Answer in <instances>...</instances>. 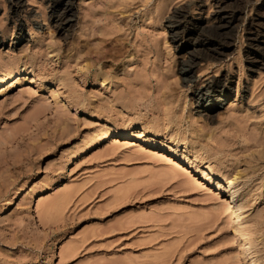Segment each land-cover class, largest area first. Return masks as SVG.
I'll return each mask as SVG.
<instances>
[{"label": "rangeland", "instance_id": "obj_1", "mask_svg": "<svg viewBox=\"0 0 264 264\" xmlns=\"http://www.w3.org/2000/svg\"><path fill=\"white\" fill-rule=\"evenodd\" d=\"M54 1L0 0V264H264V0ZM209 166L252 179L243 233Z\"/></svg>", "mask_w": 264, "mask_h": 264}, {"label": "bare ground", "instance_id": "obj_2", "mask_svg": "<svg viewBox=\"0 0 264 264\" xmlns=\"http://www.w3.org/2000/svg\"><path fill=\"white\" fill-rule=\"evenodd\" d=\"M245 1H246V3H248L251 0H245ZM57 2H61V0H57V1L53 2L54 3V8L53 9H55V6L58 5ZM65 12L66 11H63V14L61 13L59 15L56 14L55 16H53L54 20L56 22H62L64 20V17H65ZM13 17L15 19V14H14ZM172 20L173 21L170 22L169 24L174 25L177 28H179L182 25V21L183 22L186 21L185 16H184V14L182 12L176 13L172 17ZM181 28L186 29V25L184 27H181ZM191 31L192 32H191L190 36H193L194 28L191 29ZM16 33L20 34L21 33L20 29H18ZM216 34L219 36L217 31H216ZM182 39H184V36H182L180 38V40H182ZM194 56H195V58L191 59V62L189 64V66L187 67V70H189V68H191V66L194 65L195 63L202 62L205 59L215 60V56H213L211 54L208 55L206 51H196ZM86 72H88V71H86ZM103 72L104 71H101V72H98V73L96 72L97 74H95V73L93 74V76L95 75L94 76V78H95L94 82L96 81V83H98L102 89L105 88L106 90H108L109 87L112 85L111 84L112 82L109 80L108 74L103 73ZM1 76H2V74L0 73V78H1ZM222 81L221 80L210 81L203 88L198 90V92L196 94L198 104H205L206 108H211L212 106H216L217 104H219V101L222 98H224L225 96H227V94L229 93L228 87H225L224 85H221ZM219 85H221V86L217 87ZM111 90L113 92V87H111ZM112 92H110V93H112ZM206 102H209V103L206 104ZM209 118H210V116H209ZM140 131L143 132V131H145V129L144 128H140ZM108 134L109 133L99 134L98 136H95L94 138H91L85 144H82V146H80L72 154V156H73L72 160L76 161V159L81 157V155H83V153H85L88 150L96 147L104 139H108V138L110 139L111 136L113 137L112 139H115L116 133H112L111 136H109ZM155 134L156 133L154 131H153V133H151V135H155ZM121 137L123 139L120 142L126 141L128 139H131L133 136L131 135V131H127L124 134H122ZM172 143L174 144L173 151H176L177 148L179 146H181V148L184 150L185 153H187V155L192 154L194 156L198 152L201 151V149L197 150L195 148V147H197L195 144L189 146L185 141L184 142H178V141L175 142V141H173ZM203 154H206V153L203 152ZM65 161L68 162V160H65ZM68 163L70 164V162H68ZM233 170H235V173H232V175L230 176L231 178H225V173H221V171H219V170L218 171L216 170L217 172H213L215 170H213V169L211 170V167L209 166V167L206 168L205 171L202 172V176L206 180H209V181H222V182H224L228 193H227L226 199L222 201V205H223L222 209H223V211L229 212V214H228L229 217H233V222L235 224V227L237 228V232L240 234V233L244 232V229L242 227V221H243L244 214L246 213V209H247V207H246L247 200L245 198V194L243 192V189H244V187L247 186V183L252 181V179L251 180L250 179H246L247 182L243 181V183L238 184L239 180H242L241 176H240L241 174L235 168ZM231 171H232V169H231ZM37 173H39V171ZM34 177H35V174H33L31 176V178H30V180L28 182L24 183L20 188H17V190H15V192L10 196V198L7 200V202H5L6 203L5 204L6 207H10L12 205L14 206V201H16L19 198L21 193H25L27 191V189H26L27 184H29L33 180ZM46 189H49V188H46ZM11 197H13V198L11 199ZM33 197L34 196H31V199ZM31 199L29 200V202L31 201ZM3 209L5 210V208H3ZM241 241H242V248L244 249L243 250L244 254L248 258L252 259L253 264H257L259 262L260 258H261V257L259 258L257 256L260 253L258 251V249H257V244L255 242L251 241L250 239H248L247 237H241Z\"/></svg>", "mask_w": 264, "mask_h": 264}]
</instances>
